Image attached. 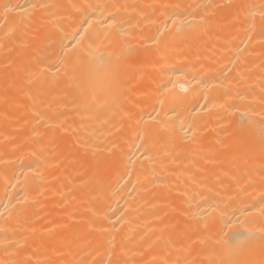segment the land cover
Returning <instances> with one entry per match:
<instances>
[{
	"label": "bare ground",
	"instance_id": "obj_1",
	"mask_svg": "<svg viewBox=\"0 0 264 264\" xmlns=\"http://www.w3.org/2000/svg\"><path fill=\"white\" fill-rule=\"evenodd\" d=\"M0 264H264V0H0Z\"/></svg>",
	"mask_w": 264,
	"mask_h": 264
}]
</instances>
